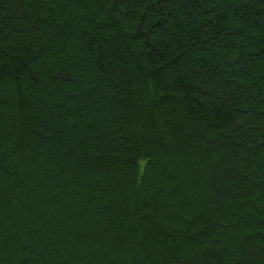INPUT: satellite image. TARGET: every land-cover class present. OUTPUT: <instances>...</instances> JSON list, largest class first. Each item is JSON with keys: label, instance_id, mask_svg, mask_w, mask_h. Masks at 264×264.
Wrapping results in <instances>:
<instances>
[{"label": "trees", "instance_id": "trees-1", "mask_svg": "<svg viewBox=\"0 0 264 264\" xmlns=\"http://www.w3.org/2000/svg\"><path fill=\"white\" fill-rule=\"evenodd\" d=\"M0 264H264V0H0Z\"/></svg>", "mask_w": 264, "mask_h": 264}]
</instances>
